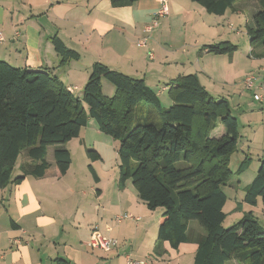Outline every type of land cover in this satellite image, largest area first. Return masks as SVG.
<instances>
[{
  "label": "trees",
  "instance_id": "1",
  "mask_svg": "<svg viewBox=\"0 0 264 264\" xmlns=\"http://www.w3.org/2000/svg\"><path fill=\"white\" fill-rule=\"evenodd\" d=\"M136 1L111 0L115 6ZM192 1L211 14L223 15L238 0ZM247 33L251 52L264 46V0H260ZM52 42L61 62L80 58L60 37H52ZM202 49L233 54L238 45L224 40L205 44ZM103 79L115 86L113 96L103 93ZM168 85L173 103L165 108L144 78L97 61L91 66L81 99L46 69L17 67L0 59V187L19 184L29 173L44 177L51 166L49 146H56L57 174L64 176L72 163V154L64 145L78 137L93 118L101 132L120 141L121 185L131 179L150 209L164 208L159 215V240L168 241L173 248L195 241L194 264H226L233 259L242 264H264V226L251 211L230 227L223 224L227 201L223 188L235 174L230 162L239 139L238 119L231 113L229 101L214 97L195 73L179 75ZM82 100L88 110L82 107ZM219 125L225 133L211 137ZM23 150L28 167L23 165V172L15 176ZM87 152L91 162L101 158L98 150ZM89 169L98 182L92 163ZM259 198L264 204V156L244 194L249 204H256ZM192 221L198 222L202 231L196 232ZM58 263L66 261L58 259Z\"/></svg>",
  "mask_w": 264,
  "mask_h": 264
},
{
  "label": "crops",
  "instance_id": "2",
  "mask_svg": "<svg viewBox=\"0 0 264 264\" xmlns=\"http://www.w3.org/2000/svg\"><path fill=\"white\" fill-rule=\"evenodd\" d=\"M167 4L168 15L149 35L147 45L139 46L138 40L145 35L144 26L160 7L161 0H137L124 6H115L111 0H0V31L3 34L0 59L17 67L46 69L57 75L71 91L76 89L82 92L91 66L101 61L113 69L144 78L161 99L172 79L195 73L191 70L194 66L191 63L187 65L185 61H176L167 55L168 51H179L172 44L170 32L173 26L188 27L196 35L195 43L191 45L195 51L200 45L199 41L207 40L204 38L213 40L206 41L205 44H209L224 41L223 36H227L226 40L233 43V39H229V32H225L222 27L224 34L218 30L220 23L214 25L207 21L212 17L209 16L211 13L196 2L167 0ZM240 7L242 10L240 8L237 12L241 14L245 9L253 19L254 13L260 8V0H245ZM227 11L219 16L225 17ZM235 31L237 34L240 32ZM54 36L60 37L69 48L77 50L80 58L61 62V55L52 42ZM166 44L170 48L168 51ZM205 44L198 52L202 58L214 54L202 49ZM187 45L185 42L184 47ZM251 50L250 53L257 52L256 60L264 61V48ZM149 52L154 54L153 58H149ZM221 55L233 57L234 53ZM261 71H264V67H261ZM203 73L211 77L207 71ZM195 74L208 90L203 81L204 76L198 72ZM72 92L75 93V90ZM92 119L89 118L83 127L89 125ZM93 125L95 129L98 128L97 122ZM82 129L79 136L64 147L68 148L74 139L84 143ZM224 133L225 128L219 125L211 131V137L218 138ZM68 149L72 154V163L64 176H58L55 148L49 146L47 159L51 166L44 177L34 176L33 180L27 174L19 184L0 187V194L14 191L13 200H0V203L7 201L8 204L7 208H3L8 223L1 224L0 220V264H59L58 259L65 260L66 264H129L127 255L143 264H194L197 243L191 240L173 248L168 241L159 240L157 209H150L143 200H128V180L124 185L119 182L114 200H102L104 194L97 188L98 200H63V209L55 205L60 200H37L39 195L32 191L33 183L36 179L35 186L39 187L41 180L37 179L45 177L56 181V184L50 185L51 191L75 198V188L65 181L73 165V151ZM257 172L252 175L250 183L244 186V190L251 185ZM83 194L86 193L83 191ZM259 205V199L256 204H249L243 199L239 208L243 215L251 211L260 222L261 217L252 209ZM123 213H131L137 218L118 222L116 216ZM75 223H78V227H75ZM191 226L196 232L202 231L195 224L191 223ZM95 229L115 238L117 246L111 250L90 247L87 242ZM14 239L19 242L14 243ZM226 264L242 263L233 259Z\"/></svg>",
  "mask_w": 264,
  "mask_h": 264
},
{
  "label": "rangeland",
  "instance_id": "3",
  "mask_svg": "<svg viewBox=\"0 0 264 264\" xmlns=\"http://www.w3.org/2000/svg\"><path fill=\"white\" fill-rule=\"evenodd\" d=\"M244 2L245 0H238L235 4V10L230 8L225 17L209 14V16L212 17L207 19L208 22L214 23V25L220 23V29H218L220 33L224 34V32L221 31L222 27L225 32H229V39L232 38L233 43L238 45V50L234 52L233 57L232 55L211 54L206 58H202L198 55L199 49L206 41L213 40H210L211 38H204L207 40L199 41L198 44L200 45L197 51H195L191 45L195 43L196 35L192 34V31H190L188 27L182 28L180 26H173L170 32L172 34V44L179 49L178 52L174 50L170 53L167 50L170 48L166 44V50L168 51L167 55H170L169 57L176 61L181 59V61H185L187 65L190 63L194 65L191 70L195 73H201L204 76L203 81L208 91L217 99L226 98L229 101L231 113L238 119V145L230 162V168L235 174L223 188L227 195V201L223 208L226 213V218L223 222L225 227H230L243 217L239 206L243 203L245 194L244 186L250 183L252 175L259 170L260 157L264 156V90L260 88V85L264 82V71H261V67H264V61L256 60V51L250 53L251 46L249 44L247 30L249 25H253V19L249 16L250 12L245 9L241 14L237 12L241 8L240 5ZM163 18H160L159 25ZM235 30H239L240 32L237 34ZM223 37V40L227 39V36ZM185 42L188 43L187 47H184ZM260 47L264 48V46ZM254 59L256 61H254ZM203 71H207L211 77L205 75ZM251 74L255 75L257 78L256 86L253 89L247 88L244 82L245 78ZM103 84V93L107 96H113L116 92L115 86L106 79H103ZM74 90V94H76L77 97L80 96L82 99L83 92L81 90ZM256 92L263 95L262 100L254 99V93ZM162 94V106L167 108L173 101L168 98V91L166 94L164 92ZM143 104L146 105V103ZM81 105L85 110H88V105L84 100H82ZM95 123V119H92L89 125L83 127L81 138L85 139L84 143L80 142V139H74V141L68 144V148L73 151V165L65 181L69 182L72 187L75 188L77 193L75 198H68V196L63 193L51 191L50 185L56 184V181L54 178L45 177L44 179H37L41 180V186H35L36 179L33 183L32 191L39 195L36 197L37 200H60L56 202L55 205H60L63 209L62 204H65L63 200H98L96 193L97 189L102 190L104 194L102 200L115 199L117 195L116 188H118L120 176L117 157V149L120 141L101 132L99 128L95 129V125H93ZM54 148L56 147L52 146V149ZM88 149L98 150L101 154V158L91 162L88 157ZM25 153L26 152L23 150L17 160L14 170L15 176L23 172V165L24 169L28 167V164H24L27 157ZM90 163H92L99 177L98 182L95 181L89 169ZM31 178L34 180L35 177L31 175ZM83 191L86 194H83ZM126 197L128 200H141L138 197L136 188L131 179L128 180ZM13 199L14 191H9L7 194L5 192L0 194V200ZM259 200L260 205L252 209H254L257 216L261 217L260 222L261 225L264 226V219L262 218L264 217V204L261 198H259ZM3 203L4 204H2V202L0 203L1 224L3 222L8 223L6 211L3 210V208L5 209L8 207V204L7 201ZM163 210V207L157 208L156 214L160 215ZM191 223L199 226V223L196 221H192ZM75 227H78V223H75ZM72 228L76 229L74 227Z\"/></svg>",
  "mask_w": 264,
  "mask_h": 264
},
{
  "label": "built area",
  "instance_id": "4",
  "mask_svg": "<svg viewBox=\"0 0 264 264\" xmlns=\"http://www.w3.org/2000/svg\"><path fill=\"white\" fill-rule=\"evenodd\" d=\"M168 13H169V9H168L167 0H161L160 7L153 14V17L151 18L150 22H148L144 26L145 35L140 40H138L137 44L139 46H146L149 35L154 31L156 27H158L160 18L165 17ZM1 39H3V34L0 31V40ZM153 57H154V54L152 52H149V58H153ZM256 79L257 78L255 75L253 74L248 75L244 80L247 88L253 89L256 86ZM260 88L264 90V82L260 85ZM254 99L262 100L263 95L256 92L254 93ZM126 218H137V217H135L131 213H123V214H119L116 216V220L118 222H121L122 220ZM13 242L14 243L19 242V240L14 239ZM87 243L92 248L111 250L113 247L117 246L118 241L115 238L104 235L99 230L95 229L93 230L92 235ZM127 260L129 264H143V262H138V261L133 260L130 255H127Z\"/></svg>",
  "mask_w": 264,
  "mask_h": 264
}]
</instances>
